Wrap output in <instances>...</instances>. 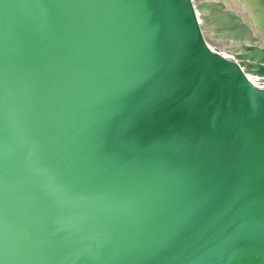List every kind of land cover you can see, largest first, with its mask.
I'll list each match as a JSON object with an SVG mask.
<instances>
[{"label": "water", "instance_id": "1", "mask_svg": "<svg viewBox=\"0 0 264 264\" xmlns=\"http://www.w3.org/2000/svg\"><path fill=\"white\" fill-rule=\"evenodd\" d=\"M229 1L0 0V264H264V0Z\"/></svg>", "mask_w": 264, "mask_h": 264}, {"label": "rangeland", "instance_id": "2", "mask_svg": "<svg viewBox=\"0 0 264 264\" xmlns=\"http://www.w3.org/2000/svg\"><path fill=\"white\" fill-rule=\"evenodd\" d=\"M197 1L198 0H195V2H197ZM203 32H204L205 38L207 39V41L209 42V44H212L213 43V46L216 47V48H219V50L228 51L227 49H225L224 43L216 40L212 36H208V30H207V26L205 24L203 25Z\"/></svg>", "mask_w": 264, "mask_h": 264}, {"label": "bare ground", "instance_id": "3", "mask_svg": "<svg viewBox=\"0 0 264 264\" xmlns=\"http://www.w3.org/2000/svg\"><path fill=\"white\" fill-rule=\"evenodd\" d=\"M195 1V0H194ZM224 2H226V3H229L230 5H231V2L229 1V0H224ZM195 5H200V3H199V0L197 1V2H195ZM238 11H240V10H238ZM202 14L203 13H198V15H199V20L201 21V16H202ZM262 43H264V42H262ZM214 47V46H213ZM224 47H225V49H227L228 51H231V49H230V47H229V45L228 44H225L224 43ZM215 48V47H214ZM222 53H224L225 54V52H223V50H220Z\"/></svg>", "mask_w": 264, "mask_h": 264}]
</instances>
